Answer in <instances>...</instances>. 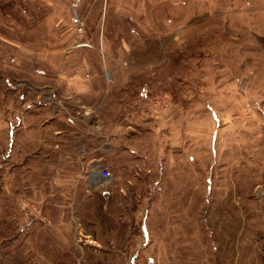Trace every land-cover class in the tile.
<instances>
[{"label":"rangeland","instance_id":"374dc122","mask_svg":"<svg viewBox=\"0 0 264 264\" xmlns=\"http://www.w3.org/2000/svg\"><path fill=\"white\" fill-rule=\"evenodd\" d=\"M77 14L0 0V264H264V0Z\"/></svg>","mask_w":264,"mask_h":264},{"label":"crops","instance_id":"0c3cea01","mask_svg":"<svg viewBox=\"0 0 264 264\" xmlns=\"http://www.w3.org/2000/svg\"><path fill=\"white\" fill-rule=\"evenodd\" d=\"M120 22H122L123 24H128V25H134V20H131V19H129V18H120V20H119ZM77 47H79V48H86V49H81V51L82 52H86L87 54H97L98 55V53H97V51L94 49V48H92V47H86V46H77ZM99 56V55H98ZM65 68H66V66H64ZM77 67V68H76ZM50 67H48V70H47V72H49V73H53V71L52 70H50V69H54V68H56V66H55V64H53V66H52V68H50ZM69 69H74L73 71L75 72L76 70V73H79L80 75L82 74V76H80L81 78L82 77H84L83 75H85V72L88 70L89 71V69H87V67H84L85 69L84 70H82L79 66H69L68 67ZM60 69V68H59ZM95 78V77H94ZM86 82V81H85ZM88 85H95V82H94V80H88ZM96 89V88H95ZM94 89V90H95ZM86 95L88 94V92L86 91V92H84ZM143 95V94H142ZM133 113V112H132ZM140 113V112H139ZM136 117H138V119H140V118H142V117H144V113L141 115V114H138V113H133V120H134V122H136ZM148 118H149V116H148ZM150 119H151V117H150ZM64 120V122L65 123H70L71 121L70 120H68V118H66L65 117V119H63ZM16 121H18V122H20V119L19 118H17L16 119ZM124 121H126L125 119L123 120V122ZM139 121V120H138ZM63 122V123H64ZM69 125H71V124H68V126ZM133 126H134V124H132ZM121 126V125H120ZM71 127H73L72 125H71ZM123 127L125 128L126 127V123H124L123 124ZM81 128H78L77 130L78 131H81L80 130ZM160 129V128H159ZM57 133V135L58 134H60V131L59 132H55V134ZM9 134H10V136L12 137V136H14L15 135V131H14V129L12 128L10 131H9ZM125 136L127 137V133H125ZM113 137V139H116V142H118L119 141V136H118V133H116L115 134V136H112ZM74 142V144L76 143V146L79 144L78 142H76V141H73ZM91 163V165H92V167H99V166H101L102 165V161H100V160H98L97 158H95L93 161H91L90 162ZM91 173V174H90ZM96 174V175H95ZM91 175V176H90ZM99 179L98 180V182H95L94 181V183H95V185L96 184H99V185H101L103 182H105L107 179L105 178V176H104V173H98V172H93V175H92V171L91 172H89V181H90V179L91 180H96V179ZM105 179V180H104Z\"/></svg>","mask_w":264,"mask_h":264},{"label":"built area","instance_id":"2783aa9c","mask_svg":"<svg viewBox=\"0 0 264 264\" xmlns=\"http://www.w3.org/2000/svg\"><path fill=\"white\" fill-rule=\"evenodd\" d=\"M69 3H70V6H71V9L74 13V18H73V21L76 25L79 26V31L80 32H83V28H84V24L81 20V18H79L78 14H77V9H78V6L80 4V0H68ZM104 176L105 178H109V173L108 172H104Z\"/></svg>","mask_w":264,"mask_h":264},{"label":"bare ground","instance_id":"6f19581e","mask_svg":"<svg viewBox=\"0 0 264 264\" xmlns=\"http://www.w3.org/2000/svg\"><path fill=\"white\" fill-rule=\"evenodd\" d=\"M107 179V178H106ZM105 180V179H104Z\"/></svg>","mask_w":264,"mask_h":264}]
</instances>
